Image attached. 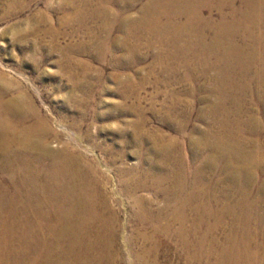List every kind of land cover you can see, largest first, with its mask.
Returning a JSON list of instances; mask_svg holds the SVG:
<instances>
[{"label": "rangeland", "instance_id": "374dc122", "mask_svg": "<svg viewBox=\"0 0 264 264\" xmlns=\"http://www.w3.org/2000/svg\"><path fill=\"white\" fill-rule=\"evenodd\" d=\"M137 10L132 11L134 17ZM66 11L63 0H0V90L6 98L9 93L22 100L29 96L39 117L47 120L51 130L46 137L48 149L61 156L57 157L76 182L95 195L98 211L113 222L116 238L110 251L117 259L115 264H214L236 228V220L225 216L209 234L216 218H201L198 211L208 205L209 193L218 202L214 200L206 208L216 213L235 208L239 192L232 186L240 185H232L222 166L228 158L234 164H251L226 149L215 150L218 147L212 144L232 148L239 143L246 153L254 147L263 150L262 113L259 110L261 127L248 122L251 112L240 119L235 113L231 118L214 114L209 102L216 104V95L200 88L203 83L209 85L207 77L200 75L195 81L183 61L170 56L171 47L150 35L132 40L140 59L133 63V55L126 51L123 58L131 65L127 69L116 68L109 57L94 59L98 52L92 50V34L101 24L90 19L85 25L76 20L62 25L61 20L72 12ZM112 35L120 33L114 30ZM105 36L99 34V41ZM81 46L89 48L88 53L80 54ZM114 50L116 56L123 54L120 48H113L112 53ZM82 65L89 69L84 71ZM115 75L128 76V87L118 83ZM140 114L145 118L141 124ZM37 119L30 118L32 122ZM207 132H224V138L205 140L202 134ZM158 144L173 146L174 158L168 164L162 160L165 155L155 152ZM206 160L213 173L202 168ZM257 161L253 172L258 182L251 189L252 198L259 200L264 155ZM167 167L174 177L164 189L176 188L184 177L186 186L180 199L189 191L196 194L188 250L174 233L179 224L170 210L156 221L149 213L156 215L165 208L164 194L154 181L167 175ZM198 171L199 182L195 183ZM222 190L228 192L224 197L220 196ZM156 223L160 228L171 225L170 232L163 229L158 233ZM213 238L217 240L216 256H209ZM263 244V236H258L251 249L264 256V248L258 247Z\"/></svg>", "mask_w": 264, "mask_h": 264}, {"label": "bare ground", "instance_id": "6f19581e", "mask_svg": "<svg viewBox=\"0 0 264 264\" xmlns=\"http://www.w3.org/2000/svg\"><path fill=\"white\" fill-rule=\"evenodd\" d=\"M63 7L72 12L61 20L62 25H69L72 20L85 25L90 19L101 24L95 28L98 32L92 34L91 47L98 52L94 59L102 61L109 57L116 68L124 70L131 66L123 58L126 51L133 55V63L140 59L136 57L138 47L132 42L146 35L158 38L160 44L171 47L170 56L183 61L195 81H199L200 75L207 77L209 85L203 83L200 88L216 95L217 103L209 102L214 114L231 118L230 114L235 113L236 119H240L251 112L248 122L261 127L258 115L260 110L264 118V0H63ZM134 9H138L137 17L132 14ZM114 30L120 36L114 37ZM101 33L106 35L103 41H99ZM113 48H120L123 54L116 56ZM88 50L81 46L79 53L83 55ZM82 68L89 69L85 65ZM211 72L214 75L210 76ZM115 76L118 83L128 87V76ZM9 94L10 98H6L0 90V264H115L117 259L110 251L116 238L113 222L98 211L95 195L76 182L59 160L61 156L57 154L58 158L56 152L48 149L46 137L50 127L45 118L39 117L30 97L22 100ZM32 115L38 119L32 122ZM144 119L140 114V124ZM223 133L202 135L205 140H223ZM212 145L218 147H213L215 150L226 149L239 156L240 161L251 164H234L228 158L222 166L232 185H240L232 186V190L239 192L235 208H223L218 213L206 208L216 200L209 193L208 205L198 211L201 218H216L209 234L225 216L236 220V228L214 264H264V256L251 249L258 236L264 238V181L259 188V200L252 198L251 189L258 182L253 170L259 163L258 156L264 155L258 154L264 153V147L259 151L254 147L246 153L239 143L232 148ZM155 152L165 155V164L174 158L173 146L158 144ZM203 164L204 170L207 167L213 173L209 161ZM167 168V175L154 181L164 194L165 208L156 215L150 210L149 213L156 221L170 210L179 224L174 233L188 250L192 246L195 221L191 212L196 194L189 191L180 199L186 186L184 177L176 188L173 185L164 189L162 186L174 177ZM199 171L195 183L199 182ZM227 193L222 190L220 196ZM163 229L170 232L171 225L160 228L156 223L158 233ZM216 244L215 238L210 240L209 256H216ZM258 247L262 249L264 244Z\"/></svg>", "mask_w": 264, "mask_h": 264}]
</instances>
